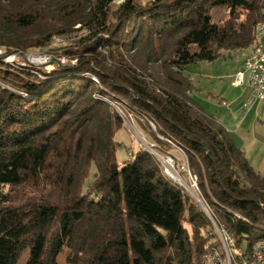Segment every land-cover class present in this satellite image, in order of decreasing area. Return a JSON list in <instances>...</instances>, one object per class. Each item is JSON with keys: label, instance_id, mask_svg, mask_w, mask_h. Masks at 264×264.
Listing matches in <instances>:
<instances>
[{"label": "trees", "instance_id": "16d2710c", "mask_svg": "<svg viewBox=\"0 0 264 264\" xmlns=\"http://www.w3.org/2000/svg\"><path fill=\"white\" fill-rule=\"evenodd\" d=\"M216 6L228 10L221 23ZM262 20L264 0H0V264H59L65 249L66 264H200L209 218L147 150L119 166L124 118L112 102L159 148L180 151L175 169L187 166L239 247L264 240V175L192 100L183 72L250 48ZM78 30L46 51L66 62L26 60ZM12 54L25 65L5 62Z\"/></svg>", "mask_w": 264, "mask_h": 264}, {"label": "rangeland", "instance_id": "374dc122", "mask_svg": "<svg viewBox=\"0 0 264 264\" xmlns=\"http://www.w3.org/2000/svg\"><path fill=\"white\" fill-rule=\"evenodd\" d=\"M137 1L140 3H146L149 0ZM210 15L213 22L221 23L227 19L228 10L226 7L216 6L211 9ZM240 19H243V15ZM83 33V30H78L68 36H54L50 43L40 51L29 50L26 55V60L33 64L47 63L50 58L60 61V56L55 53H46V51L58 49L64 45L74 43ZM249 50L250 48L222 50L220 55L213 61L202 60L190 63L185 66L183 72L191 79L195 87L190 93V97L205 112L215 117V107H217L218 104H222V101L228 103L224 106L222 104V109L225 113L223 118H220V120L223 121L225 115L227 114V119L230 118L229 120L231 122L227 123L228 128L226 129H230L229 132L233 136V139L239 147H243V151H245L244 148H246V150L248 149L249 153L247 157L252 161L251 164L253 165V168L255 170H260V167H264V124H262L261 119H259V114L264 108V105H245L244 107L243 102L246 98L247 91L243 89L244 87H234L231 85L233 73L242 67L243 60ZM9 59L11 60L10 62L25 65V61L16 55H10ZM50 68V64L45 66V69L47 70ZM110 104L118 111L115 103L112 102ZM120 111L121 113L119 111L118 112L124 118V126L116 132L114 137V139L119 143L116 148V160L119 166L122 165L125 160L131 158L135 150H147L153 155L165 174L166 170H168L169 173L176 176V178L172 179L169 175L168 176L180 184L192 198L195 199L192 193L199 197L198 188L194 186L187 168L184 165H181L180 171L182 173L180 175L174 167V161L182 158L180 151L176 149L165 151L159 148L151 136L143 130L142 126L135 118L126 117L121 109ZM149 125L151 126L150 123ZM168 158L172 159L171 164H169ZM95 170V165L92 163L88 176L85 179V184L89 183L93 179ZM0 174L1 178L9 176V174L4 173V171H0ZM13 178V176H10L9 179ZM179 179L183 181H180ZM184 225L190 231L186 222ZM207 233L212 234L210 239H216L212 230ZM66 252L67 250L65 249L58 255L57 262L59 264H66Z\"/></svg>", "mask_w": 264, "mask_h": 264}, {"label": "built area", "instance_id": "2783aa9c", "mask_svg": "<svg viewBox=\"0 0 264 264\" xmlns=\"http://www.w3.org/2000/svg\"><path fill=\"white\" fill-rule=\"evenodd\" d=\"M113 2L120 4L123 0H113ZM2 51L3 47L0 46V55ZM9 58L10 55L5 56L4 61L9 63L11 61ZM67 60L65 57L60 59L61 62H66ZM231 85L249 89L246 105L254 103L264 105V20L257 24L254 44L245 56L242 67L233 73ZM222 104L227 105L224 101ZM151 126L153 127L152 124ZM168 142L172 143L169 140ZM168 159L169 164H171L172 159ZM184 166L187 168L186 165ZM166 174L172 179L176 178L168 170H166ZM190 176L194 186L197 188L195 176L191 174ZM199 199L203 202L201 198ZM203 207L212 224V232L216 239H211L206 251L202 254L200 264H264V240L257 241L250 250L239 247L232 235L214 220L204 202Z\"/></svg>", "mask_w": 264, "mask_h": 264}, {"label": "crops", "instance_id": "0c3cea01", "mask_svg": "<svg viewBox=\"0 0 264 264\" xmlns=\"http://www.w3.org/2000/svg\"><path fill=\"white\" fill-rule=\"evenodd\" d=\"M244 90H246L247 91V95H246V98H245V100H244V102H243V106L245 107V105H246V103H247V100H248V96H249V89L247 88V87H244L243 88ZM223 102V101H222ZM228 104V103H227ZM256 104H259V103H254V104H251V105H248V106H253V105H256ZM224 106V105H223ZM216 109L214 110V114H215V117H216V119L219 121V122H221L226 128H228L227 127V123H230L231 121L229 120L230 118H228L227 119V114L225 115V118L223 119V121H221L220 120V118H223V116H224V111H223V109H222V104H218L217 105V107H215ZM259 119H261V121H262V124H264V108L262 109V111H261V113L259 114ZM228 131H230V129H227ZM243 148V147H242ZM245 149V155H246V157L248 156V153H249V151H248V149L246 150V148H244ZM248 158V157H247ZM248 160H249V162L251 161L250 160V158H248ZM252 163V161L250 162V164ZM252 165V164H251ZM252 167H253V165H252ZM256 171L257 172H259L260 174H262V175H264V167H260V170H257L256 169Z\"/></svg>", "mask_w": 264, "mask_h": 264}, {"label": "water", "instance_id": "95a60500", "mask_svg": "<svg viewBox=\"0 0 264 264\" xmlns=\"http://www.w3.org/2000/svg\"><path fill=\"white\" fill-rule=\"evenodd\" d=\"M116 108H117L118 111L121 113L119 107L117 106ZM192 195H193V196L195 197V199L199 202V204H200V206L202 207V209H204V207H203V202H202V201H201L196 195H194L193 193H192Z\"/></svg>", "mask_w": 264, "mask_h": 264}, {"label": "bare ground", "instance_id": "6f19581e", "mask_svg": "<svg viewBox=\"0 0 264 264\" xmlns=\"http://www.w3.org/2000/svg\"><path fill=\"white\" fill-rule=\"evenodd\" d=\"M36 60H38V59H36ZM180 181H183V180H181V179H179Z\"/></svg>", "mask_w": 264, "mask_h": 264}]
</instances>
